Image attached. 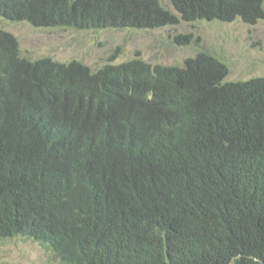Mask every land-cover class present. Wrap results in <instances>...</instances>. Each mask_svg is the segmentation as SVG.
Wrapping results in <instances>:
<instances>
[{
	"label": "trees",
	"instance_id": "obj_1",
	"mask_svg": "<svg viewBox=\"0 0 264 264\" xmlns=\"http://www.w3.org/2000/svg\"><path fill=\"white\" fill-rule=\"evenodd\" d=\"M0 0L34 28L264 20V0ZM188 44L190 37H178ZM199 52L92 71L0 29V239L61 264H264V77Z\"/></svg>",
	"mask_w": 264,
	"mask_h": 264
},
{
	"label": "rangeland",
	"instance_id": "obj_2",
	"mask_svg": "<svg viewBox=\"0 0 264 264\" xmlns=\"http://www.w3.org/2000/svg\"><path fill=\"white\" fill-rule=\"evenodd\" d=\"M162 4L173 11L168 0ZM174 12V11H173ZM0 29L18 41L22 57L50 58L59 63L77 61L92 71L106 64L140 59L152 65L183 66L199 52L219 57L229 68L226 81L264 77V20L249 25L237 19L181 22L155 30H75L34 28L0 18ZM188 36V44H177ZM0 264H61L37 242L0 239Z\"/></svg>",
	"mask_w": 264,
	"mask_h": 264
}]
</instances>
